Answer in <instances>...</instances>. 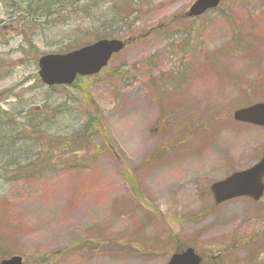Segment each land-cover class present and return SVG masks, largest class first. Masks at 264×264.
I'll return each mask as SVG.
<instances>
[{"label":"rangeland","instance_id":"obj_1","mask_svg":"<svg viewBox=\"0 0 264 264\" xmlns=\"http://www.w3.org/2000/svg\"><path fill=\"white\" fill-rule=\"evenodd\" d=\"M195 1L101 0L82 11L67 0L77 12L44 18L54 22L47 27L10 17L13 4L0 0V109L51 153L34 160L49 165L38 179L0 182V262L18 254L26 264H165L192 246L204 264H264V198L215 205L209 189L264 149V128L233 118L264 101V0H224L190 19ZM74 36L83 45L137 40L78 88L51 91L36 78L38 58ZM180 79L188 81L176 88ZM92 101L101 127L87 144L73 140L82 150L71 156L61 146L81 140L74 134ZM31 108L41 131L24 124Z\"/></svg>","mask_w":264,"mask_h":264},{"label":"trees","instance_id":"obj_2","mask_svg":"<svg viewBox=\"0 0 264 264\" xmlns=\"http://www.w3.org/2000/svg\"><path fill=\"white\" fill-rule=\"evenodd\" d=\"M67 0H15L13 1V12L10 13V16H14L15 14H19V16H16L17 19H22V22H38L35 23L36 26H41V24H45L47 27H51L53 21L50 23L48 20H46L44 23H40L41 20L44 18L47 19L49 17V20H54L56 23L59 21V18L61 14L65 13L68 17L71 13L77 12L72 7L68 6L67 3H64ZM75 3V0H70ZM101 0H77V8H79L82 11H87L89 8H92L95 3H97L96 7L98 6L99 2ZM55 4H58L59 6L57 8H54ZM95 7V8H96ZM69 9V11L67 10ZM121 9L118 11L120 12ZM124 12V15L127 17L129 16V13L127 11H121ZM70 13V14H69ZM69 14V15H68ZM19 20V21H20ZM69 21V20H68ZM173 21V22H172ZM11 22V21H10ZM111 22H114L116 24L115 20L111 19ZM119 22V21H117ZM171 23H175L173 19L171 21H168ZM12 23H14L12 21ZM68 24V23H67ZM44 26V25H43ZM36 30V29H35ZM160 30V29H158ZM36 34L37 32L34 31ZM40 34V33H39ZM42 35V34H40ZM104 38V37H98V39ZM67 41L63 45L61 51L68 52L70 50L76 49L80 47L81 45V39L77 38L76 36L66 39ZM69 41V44H66ZM57 45V44H55ZM64 49V50H63ZM96 76V75H94ZM181 78V75H177ZM78 81L80 79L76 80L73 84L75 87L76 85L80 84ZM73 86V87H74ZM78 88V87H77ZM51 91L54 90H62L65 92H69L66 87H53L50 89ZM48 106V105H47ZM44 104L40 107L41 113H45V108H47ZM91 109L87 115L88 121L85 122L83 127L79 128L77 132L74 134L77 136V138L81 140H75L73 135H71L70 142L67 143V147L65 148L61 146V149L66 152L68 150L69 155H75L79 151L82 150V148H73L75 145L72 144L73 140L78 142H83L84 144H87L86 141L88 139H91L97 135V130L99 127H101V121H102V111L100 110V107L98 104L91 102ZM32 110L36 114H40L38 111H35L33 108L30 110H26L24 113L26 114L23 117L24 124L29 125L33 127L35 130H42L44 127L43 120L39 119L40 115L38 116V120L35 122L32 120L31 112ZM73 109H70V115L75 114ZM59 113H66L67 110L64 111H58ZM77 119V118H76ZM14 116L10 110H0V182H4L6 184L14 182H29L30 179L36 178L38 179L39 175H42L46 170H48L49 165L45 166H34L33 162L34 160L40 159L42 156H46V158L51 157V153L45 154L44 147L41 143L38 141L32 140V139H25L23 135L19 132L22 131L21 128L18 127L17 123H14ZM19 129V131H18ZM50 138V133H47L46 137H43L42 139ZM86 140V141H85ZM38 144H41V147L37 146ZM25 150V156L21 157L22 151ZM107 148H104L102 152H106ZM54 154V151H51ZM55 155V154H54ZM77 159L78 157H74ZM28 160L26 163H22L21 160ZM85 158H78V163L76 165H80V163ZM89 158H86L87 160ZM84 160V161H85ZM83 161V162H84ZM71 166V165H70ZM10 174V175H7ZM258 204V203H255ZM208 210V209H207ZM204 211L197 212V215H192L189 217V219L200 217ZM173 238V236L171 237ZM2 242V239L0 238V243ZM257 258V255H253L250 260L255 262V259ZM219 264H226L220 262ZM255 264V263H253Z\"/></svg>","mask_w":264,"mask_h":264},{"label":"water","instance_id":"obj_3","mask_svg":"<svg viewBox=\"0 0 264 264\" xmlns=\"http://www.w3.org/2000/svg\"><path fill=\"white\" fill-rule=\"evenodd\" d=\"M222 0H196L190 7L189 17L200 16L210 8H216ZM131 41V40H130ZM119 39H101L65 54H47L40 58V76L52 85H71L78 75H93L102 70L114 53L125 48ZM237 121L264 126V103H256L234 112ZM216 204L241 196L260 200L264 194V152L261 160L252 167L234 172L211 187ZM0 264H23L22 258L14 256ZM168 264H200L193 249L174 254Z\"/></svg>","mask_w":264,"mask_h":264},{"label":"flooded vegetation","instance_id":"obj_4","mask_svg":"<svg viewBox=\"0 0 264 264\" xmlns=\"http://www.w3.org/2000/svg\"><path fill=\"white\" fill-rule=\"evenodd\" d=\"M5 1L11 2V3L13 2V1H11V0H5ZM167 26H168L167 24L160 25L161 28H163V27H167Z\"/></svg>","mask_w":264,"mask_h":264}]
</instances>
